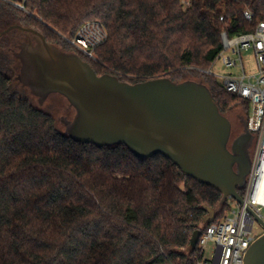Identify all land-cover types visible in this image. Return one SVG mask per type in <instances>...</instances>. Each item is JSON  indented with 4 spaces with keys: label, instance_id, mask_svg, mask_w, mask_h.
Returning a JSON list of instances; mask_svg holds the SVG:
<instances>
[{
    "label": "trees",
    "instance_id": "obj_1",
    "mask_svg": "<svg viewBox=\"0 0 264 264\" xmlns=\"http://www.w3.org/2000/svg\"><path fill=\"white\" fill-rule=\"evenodd\" d=\"M13 2L21 0H0V31L32 27L99 76L130 84L202 83L225 116L236 106L246 110L248 131L250 102L203 70L218 58L222 32L234 37L264 22V0ZM87 21L108 31L89 59L65 38ZM238 191L244 196V187ZM233 203L162 154L141 159L125 145L74 140L0 66V264H197L194 232L210 224V209L217 222Z\"/></svg>",
    "mask_w": 264,
    "mask_h": 264
},
{
    "label": "water",
    "instance_id": "obj_2",
    "mask_svg": "<svg viewBox=\"0 0 264 264\" xmlns=\"http://www.w3.org/2000/svg\"><path fill=\"white\" fill-rule=\"evenodd\" d=\"M14 29L36 37V48L28 44L31 51L43 49L50 56L52 66L44 68L41 88L46 94L63 95L75 108L76 117L67 127L74 140L99 147L125 145L141 159L162 154L224 199L243 203L238 188L245 186L251 168L238 143L244 136L229 148L232 122L220 112L207 86L167 78L130 84L112 75L99 76L89 62L49 44L32 27L11 24L0 36ZM257 219L264 226V220ZM214 220L210 209L205 222ZM201 235V229L194 232L191 251ZM245 264H264V234L248 248Z\"/></svg>",
    "mask_w": 264,
    "mask_h": 264
},
{
    "label": "built area",
    "instance_id": "obj_3",
    "mask_svg": "<svg viewBox=\"0 0 264 264\" xmlns=\"http://www.w3.org/2000/svg\"><path fill=\"white\" fill-rule=\"evenodd\" d=\"M23 1L25 0L17 3L20 8H24ZM183 3L185 7L190 6V0H183ZM244 14L248 20H252L249 11ZM221 37L223 48L217 59L228 68H240L241 73L216 76L212 67L203 72L217 79L219 77L227 91L250 102L248 130L256 136V143L244 186L243 203L234 200L236 207L230 213L202 230L197 245L202 254L210 241L216 244V248L212 260L202 257L197 264H245L248 248L264 234V226L257 219L260 217L264 220V194L261 192V178L264 173V22L252 32L234 37H228L226 32H222ZM107 40L108 31L103 23L87 21L70 39V43L94 58L96 48ZM250 50L256 58V71L248 74L243 64L242 52Z\"/></svg>",
    "mask_w": 264,
    "mask_h": 264
},
{
    "label": "rangeland",
    "instance_id": "obj_4",
    "mask_svg": "<svg viewBox=\"0 0 264 264\" xmlns=\"http://www.w3.org/2000/svg\"><path fill=\"white\" fill-rule=\"evenodd\" d=\"M65 38L70 43L71 38ZM29 43L31 47L34 48L38 45L34 35L17 29L11 30L0 36V66L11 76L18 91L29 97L36 106L52 113L59 128L67 133V127L76 117V110L63 95L58 93L46 94L42 91L43 71L46 66H52V61L50 56L45 54L43 49L37 51L33 49L34 51H31V47L28 45ZM25 47L28 48L29 51L23 52ZM78 51L81 52L80 50ZM81 54L85 59L90 58L82 52ZM24 57L28 60L24 59ZM242 58L246 72L248 74L254 73L256 71V58L253 51H243ZM211 69L216 76L241 73L240 68H228L223 65L220 59L215 61ZM190 77H194L197 81L203 79V77L199 75H190ZM218 81L221 83L219 77ZM227 117L233 124V135L243 130L242 121L246 119L247 114L242 106L234 107V109L227 113ZM231 207L234 209L236 204L233 203ZM230 212L231 209L228 212L224 211L221 216H225ZM215 248L216 244L210 241L205 246L202 257L212 260Z\"/></svg>",
    "mask_w": 264,
    "mask_h": 264
},
{
    "label": "flooded vegetation",
    "instance_id": "obj_5",
    "mask_svg": "<svg viewBox=\"0 0 264 264\" xmlns=\"http://www.w3.org/2000/svg\"><path fill=\"white\" fill-rule=\"evenodd\" d=\"M241 136H244L238 143L240 145L243 144L244 150L246 151L247 157L250 162H252V156L255 150L256 136L250 132L249 130H241L238 131L235 135H233V124H232V134L229 142V148L231 149L234 142L238 140ZM237 144V146L239 145Z\"/></svg>",
    "mask_w": 264,
    "mask_h": 264
},
{
    "label": "bare ground",
    "instance_id": "obj_6",
    "mask_svg": "<svg viewBox=\"0 0 264 264\" xmlns=\"http://www.w3.org/2000/svg\"><path fill=\"white\" fill-rule=\"evenodd\" d=\"M261 192H263V194H264V173H263L262 178H261Z\"/></svg>",
    "mask_w": 264,
    "mask_h": 264
}]
</instances>
